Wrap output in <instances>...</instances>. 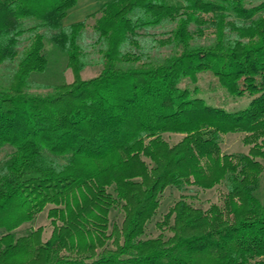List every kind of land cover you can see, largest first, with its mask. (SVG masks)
Returning <instances> with one entry per match:
<instances>
[{
    "label": "trees",
    "instance_id": "obj_1",
    "mask_svg": "<svg viewBox=\"0 0 264 264\" xmlns=\"http://www.w3.org/2000/svg\"><path fill=\"white\" fill-rule=\"evenodd\" d=\"M77 2L0 0V64L17 58L0 84V148L13 147L0 167V264H264V0H107L92 27L102 68L88 78L78 42L87 21L62 24ZM165 21L175 26L157 42L172 53L124 49ZM205 27L215 39L194 43ZM47 30L73 79L32 92V73L49 63ZM203 71L248 94L247 106H213L181 85ZM234 131L246 133L247 153L221 148ZM223 181L219 203L182 195L158 221L168 234L144 235L167 186ZM47 204L50 235L38 226L16 236ZM116 206L124 216L111 227Z\"/></svg>",
    "mask_w": 264,
    "mask_h": 264
},
{
    "label": "rangeland",
    "instance_id": "obj_2",
    "mask_svg": "<svg viewBox=\"0 0 264 264\" xmlns=\"http://www.w3.org/2000/svg\"><path fill=\"white\" fill-rule=\"evenodd\" d=\"M107 0H78L75 6L70 8L65 14L66 16L62 20V24L68 25L71 22L77 20L86 19V28L82 31V34L78 40L81 43L87 53L88 64L82 69L81 75L84 78H88L96 75L101 71L102 64L100 62L101 55L95 44L96 34L93 27L95 22L94 13L100 15L99 11L102 4ZM175 26V22L165 21L159 26L152 27L149 29H140L137 37L141 42V47H137L133 43H128L125 50H144L149 52L154 59H160L161 57L172 53V47L169 45H159L157 39L160 37H166ZM194 30V27H191ZM45 38V52L47 54L49 63L44 71L33 72L29 85L26 86V90L32 92H47L53 84L60 82H69L73 79V73L71 69L67 67V55L60 47L56 44L53 39L54 30H47ZM193 40L194 43H210L215 39L213 27H205L201 35H196ZM28 40L23 38L21 40L19 50L26 46ZM17 58L6 61L0 64V84H8L11 76L16 68ZM198 80L193 81L192 79L184 78L181 82L182 86L194 88L197 86V93L201 97L205 98L208 103L213 106H222L227 110L240 109L247 106L251 97L246 94L244 96L231 95L227 90L222 87L218 79L215 78L210 72L203 71L198 75ZM246 135L244 132L234 131L224 133L222 141L220 143L221 148L224 152L230 153H247L249 145L244 144L243 137ZM163 137L168 139L171 143L177 142L181 137L182 133L164 132ZM13 147L11 144H6L0 148V167L5 162ZM264 173L260 177L258 184V192L263 197L264 195ZM226 191V182L223 181L221 184L213 186L208 189H202L198 186L185 185L183 187L167 186L162 192L160 197V205L151 220H149L145 236L154 237L163 234H168L169 230L161 229L158 227V221L161 220L164 214L168 211L171 205L182 195L186 196L194 205L208 208L212 202L219 203L223 193ZM51 205L47 204L43 210L36 214L35 218L30 221H26L18 226L14 232L16 236L28 233L32 228L38 226L44 227L43 238L46 239L52 230L50 218L47 215V211ZM124 216V212L120 206L111 207L109 214L110 226L112 227L113 222L121 224Z\"/></svg>",
    "mask_w": 264,
    "mask_h": 264
}]
</instances>
